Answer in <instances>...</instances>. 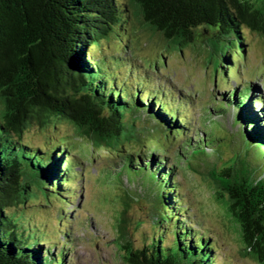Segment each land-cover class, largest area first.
<instances>
[{
    "label": "trees",
    "instance_id": "obj_1",
    "mask_svg": "<svg viewBox=\"0 0 264 264\" xmlns=\"http://www.w3.org/2000/svg\"><path fill=\"white\" fill-rule=\"evenodd\" d=\"M134 20L183 47L195 42L200 28L214 41L244 47L246 28L264 35V0H0V264H68L69 233L64 245L33 238L32 216L25 213L42 199L35 210L56 200L69 205L66 197L83 179L76 171L82 162L62 144L24 141L30 129L45 131L58 122L71 124L93 147L121 154L127 143L143 142V134L183 138L193 152L213 146L216 161L207 174L216 199L226 205L243 253L264 264V99L255 94L258 86L221 93L213 114L233 110L232 125L216 140L194 141L186 97L130 81L133 61L102 52V41L116 28L129 32ZM124 158L120 187L127 183V192L154 206L151 239L137 249L126 241L125 263L219 264L216 241L184 212L177 168L156 154ZM126 170L136 182L125 178Z\"/></svg>",
    "mask_w": 264,
    "mask_h": 264
},
{
    "label": "rangeland",
    "instance_id": "obj_2",
    "mask_svg": "<svg viewBox=\"0 0 264 264\" xmlns=\"http://www.w3.org/2000/svg\"><path fill=\"white\" fill-rule=\"evenodd\" d=\"M195 33V42L183 47L168 42L134 20L129 32L116 28L103 40L102 52L120 53L129 62L133 61L128 72L130 81L136 80L144 86L156 84L162 92L173 91L177 98L181 97L180 92L186 97L185 112L191 122L193 140L198 142L204 137L210 142L225 134L224 129L230 128L235 114L231 109L221 117L213 114L219 107L221 93L230 94L235 88L241 92L256 84L255 94L264 99V35L246 28L244 47H239L214 41L212 32L206 28ZM227 56L230 62L226 61ZM143 135V142L127 143L126 151L121 154L93 147L87 138L78 137L74 127L66 122L50 123L45 131L37 126L30 129L24 136L26 143L43 148L62 144L82 162L83 166L78 165L76 171L83 174V179L74 185L72 198L65 196L67 202L71 201L69 205L56 200L49 207L44 202L47 210L39 211L35 209L40 208L43 199L28 204L29 210L25 213L32 216L28 234L33 238L40 236L42 241H60L63 245L73 241L68 264H128L123 258L126 241L135 249L149 242L154 232V206L148 199L128 193L127 183L123 184L124 189L120 187L124 177L119 170L128 152L143 159L156 154L168 158L167 162L177 168L179 190L185 200L184 212H191L197 221L196 229L216 241L219 264H257L243 253L226 205L217 201L213 192L207 174L216 161L212 158L213 146L209 145L206 152H193L185 147L183 138L161 137L160 140ZM123 172L125 178L136 182L134 175L127 170Z\"/></svg>",
    "mask_w": 264,
    "mask_h": 264
}]
</instances>
